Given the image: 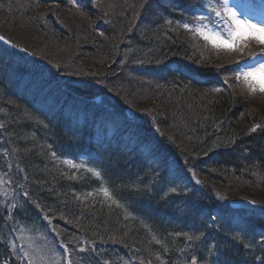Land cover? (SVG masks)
I'll list each match as a JSON object with an SVG mask.
<instances>
[{"label": "trees", "instance_id": "trees-1", "mask_svg": "<svg viewBox=\"0 0 264 264\" xmlns=\"http://www.w3.org/2000/svg\"><path fill=\"white\" fill-rule=\"evenodd\" d=\"M48 1L0 0V35L30 53L25 58L0 45V164L11 148L29 196L42 208L35 204L39 218L49 217L42 221L50 226L45 236L56 237L49 231L57 230L60 242L83 245L80 264H140L142 256L149 264H191L194 255L198 264H264L254 259L264 257V213L228 206L251 199L264 210V116L230 90L211 99L203 92L221 87V75L232 71L231 63L215 66L197 57L187 38L191 31L182 23L193 20L201 3L120 0L115 12L122 31L112 32L92 20L91 0H77L90 10L83 21L67 0ZM77 30L87 36L70 42L69 57L50 52L49 46L77 40ZM98 32L115 38L100 54ZM122 55L128 61L108 80V92L95 86L99 80L85 82L67 71L75 59L111 77ZM58 60L57 67L44 66ZM76 91L114 95L143 121L86 105ZM256 124L262 127L250 131ZM25 197L12 213L35 219ZM5 222L0 211V228ZM177 233L202 238L189 242ZM211 244L216 254L209 257ZM9 255L0 239V264H16Z\"/></svg>", "mask_w": 264, "mask_h": 264}, {"label": "rangeland", "instance_id": "rangeland-1", "mask_svg": "<svg viewBox=\"0 0 264 264\" xmlns=\"http://www.w3.org/2000/svg\"><path fill=\"white\" fill-rule=\"evenodd\" d=\"M56 0H50L48 1V5H55ZM91 10L93 13L92 18L95 23L102 24L103 26L107 28H111L110 31L112 32H119L122 31L120 29V25L117 23V19L119 16V12H115V7L118 5H123L124 2H120V0H91ZM195 4L201 3V6L205 5L206 0H193ZM220 3L222 0H218ZM211 2L215 5H217L218 2L216 0H211ZM67 4L70 8L79 10L77 11L79 15L83 18V16H90L89 11H82V8L80 9V6L77 7L73 4V0H67ZM79 5V4H78ZM228 6L235 10L237 12V15L241 19H249L254 23H262V22H256L252 19L253 16L259 15L264 16V0H228ZM205 7V6H204ZM206 8V7H205ZM204 8V9H205ZM204 9H197L195 12L198 15H195L193 13V20L188 19L186 23L189 24V28H193L196 26V17L197 16H205L209 19H205L202 23L204 25H207V28L215 29L216 31L220 32L225 39H228L227 35V28L225 27L226 21L223 20L220 17H216L214 13L210 14L209 12H202ZM211 10L210 8H206ZM67 12H70L69 9ZM95 15V16H94ZM7 17V16H5ZM71 17H75L74 14L71 15ZM75 19V18H73ZM85 20L84 18L82 21ZM111 20V21H110ZM86 23L88 21H85ZM92 23V22H91ZM185 24V23H184ZM183 25V23H182ZM207 28L205 30H207ZM186 29V28H185ZM99 33V32H98ZM82 33L78 30L74 32V37L77 38V40H70L69 38L66 39V42L63 43L61 47L53 48L49 46L50 52L53 53H60L61 56L66 59L69 57L65 53V49L70 47L71 44H75L76 42H80V37L87 36L85 33L84 36L81 35ZM100 34V36H99ZM97 34L101 40V45L99 44V47L96 48L99 53V50H101V47L107 48L111 44V42L115 41L113 37L111 36H101L102 33ZM115 34V33H113ZM187 38L191 39L192 45L195 47L196 55L197 57H200L204 60L210 61V64L213 63L215 66H220L224 63H231L229 66V74H222L221 77L224 81L219 84L221 87H206L203 92L208 95V98L211 99L213 96L217 95V93L220 91V89L225 91H232L235 94H238L239 97L242 99H247L248 104L251 106V108H255L254 111H261V116H264V93H261L257 91L256 93H252L248 90L246 85L244 84L243 80H237L236 75L237 73L242 69H248L252 65L259 66L257 61L264 60V45L258 44L255 41H245L243 44H241L240 48L237 50L229 51L227 49L223 48H215L213 47L208 41H205L202 37H200L198 34L194 33L193 31L190 32V36ZM115 45V44H114ZM66 47V48H64ZM128 46H126L127 48ZM64 48V49H63ZM108 49V48H107ZM117 51V50H116ZM127 53H130L129 51H126ZM100 54V53H99ZM255 57V59H253ZM57 58V57H56ZM78 58H82L80 55ZM63 59V61H64ZM84 59V58H82ZM122 62L119 66L112 67L114 74L110 75L109 77L107 75L101 76L92 70H89V68H86L79 63L77 64L76 60L74 59L73 65L69 68H67V71L71 72H77L79 73L80 77L79 79H83L85 82H91L99 80L98 83H95V86L100 91H106L108 92L111 87L108 80L115 81L118 77L115 75L119 68L125 66L126 62L128 61V58L125 56H121ZM55 62V63H54ZM53 63H50V66H46L47 68L51 67H57L60 65L59 60L54 61ZM110 65V64H109ZM62 67V66H61ZM90 67V66H89ZM63 68V67H62ZM111 68V67H110ZM126 68H128L126 66ZM120 72V71H118ZM71 77H78V75H71ZM132 77V76H131ZM138 79H143L142 76ZM150 80V79H148ZM154 81V80H153ZM140 89L142 86H139ZM138 87V89H139ZM216 89H219V91H216ZM77 92V91H76ZM146 93L147 92L146 90ZM82 97L84 100H89L87 102V105L103 109L107 113H111L117 117H123L126 115L128 118H132L135 120L136 123L140 124L143 120L141 117V113L139 111H133V109L129 107H125L124 101H121L116 98L114 95L108 94H92L90 96H83L82 93L79 91L77 92V97ZM143 96L147 94H143ZM127 111H131L128 112ZM142 111V109L140 110ZM0 131L2 132V128L0 125ZM2 140L4 142L7 141V138L5 136L2 137ZM3 161L0 164V211H2V215H6V222L5 225H2L0 228V239L4 243V250L5 246L7 245V249L10 251L9 259L13 263L16 264H28L27 260L24 258V253L21 251V247L25 248L27 251L33 254V256L36 258V264H67V259H65V256L67 255L68 258H70L73 261V264H80L79 262V256H80V248H83L81 244L77 242H65L62 243L59 241L61 235L57 230H50V233H53V235H56L57 240L59 242V245H57L56 237L53 236H45L47 235V231L49 230L50 226L44 224L43 217H47L46 222L48 223L49 217L43 214V217L39 218L38 211L35 206V204L40 208V206L34 201L32 197L29 196L26 182L24 181L21 165L20 162L18 164V159L16 156V153L11 150V148H7L3 153L2 156ZM26 194V195H25ZM21 195L26 196V200H29V206L32 207L34 210L37 211V214L34 213L35 219L30 216H24V215H13L12 213L13 209L16 207V204L18 201H20ZM22 199V198H21ZM15 205V207H12ZM42 210V208H40ZM45 213V211H44ZM39 227H42V230L39 229ZM46 227V228H45ZM47 229V231H46ZM23 236V239H20V237ZM60 236V237H58ZM57 242V243H56ZM6 243V244H5ZM12 243L16 244V247L13 248L11 245ZM66 245L69 249V253L65 254L64 248L62 245ZM42 257V259H41ZM152 260V259H151ZM140 264H149L150 262H147V257L142 256L140 259ZM132 264V263H130ZM137 264V263H135Z\"/></svg>", "mask_w": 264, "mask_h": 264}, {"label": "snow or ice", "instance_id": "snow-or-ice-1", "mask_svg": "<svg viewBox=\"0 0 264 264\" xmlns=\"http://www.w3.org/2000/svg\"><path fill=\"white\" fill-rule=\"evenodd\" d=\"M73 4L79 7L77 0H73ZM206 8H210L211 11L215 14L216 17H220L226 21L225 27L227 28L228 39H225L224 36L212 28H207V25H204L202 22L205 19H209L205 16H197L195 19L197 21L196 26L193 28H189V24L185 23L182 26L194 33L198 34L205 41H208L215 48H223L229 51L237 50L240 48L241 44L245 41H255L258 44L264 45V22L262 23H254L249 19H241L238 17L237 12L228 6V0H222V2L217 5L213 4L211 0H206L205 5ZM207 28V30H205ZM0 42H3L6 45H10L15 48L16 45L11 43L9 39H6L3 35H0ZM255 59V57H253ZM258 67L256 65L250 66L248 69L240 70L237 75V80H243L244 84L248 88V90L252 93H256L257 91L264 93V60L257 61ZM219 91V89H216ZM262 125L256 124L254 125L250 131L256 132L258 128H261ZM53 155H55L53 153ZM65 163L70 164L72 167H79V165L72 164L71 161H65ZM89 172H91L97 178H102V173L95 168H88ZM199 183V181H197ZM171 192H177V188L173 187L170 189ZM100 192L103 194L106 200L112 201V203L118 205V201L114 199V194L110 191L108 187H101ZM26 195V194H25ZM249 204L255 205V201H248ZM119 206V205H118ZM12 207H15L13 205ZM47 219V217H45ZM212 220L215 221L216 217L213 216ZM177 235H183L187 241L192 242L194 240L201 239L202 237H197L189 233H177ZM264 235V234H262ZM236 236H233V239H236ZM23 239V236L20 237ZM13 248L16 247L15 243L11 245ZM191 246V245H190ZM250 245L245 244V247H249ZM64 248L65 254L69 253V249L66 245H62ZM216 245L211 244L207 248L208 256L212 257L216 254ZM21 251L24 253V258L27 260L28 264H36V258L32 253L27 251L25 248L21 247ZM80 252H84V248L79 249ZM42 259V257H41ZM67 259V264H73V261L65 256ZM254 259L261 260L264 262V257L257 256ZM4 264H7V261H4ZM104 264H109L108 261H104ZM191 264H198L197 257L194 255L191 258ZM201 264H209L208 259H204Z\"/></svg>", "mask_w": 264, "mask_h": 264}, {"label": "water", "instance_id": "water-1", "mask_svg": "<svg viewBox=\"0 0 264 264\" xmlns=\"http://www.w3.org/2000/svg\"><path fill=\"white\" fill-rule=\"evenodd\" d=\"M0 45L5 47V48H7V49H9V50H14L16 52L23 53V55L25 57L29 56V54L25 53V50L23 48H21V47H17L16 46L15 48H13L10 45L4 44L3 42H0ZM128 112L129 111H127V113ZM248 201H250V200H235V201H231L230 204H231L232 207H236V208L244 207V208H248V209H253V210L257 211V212H261L262 211L261 207L258 204L255 203V205H252V204H249Z\"/></svg>", "mask_w": 264, "mask_h": 264}]
</instances>
